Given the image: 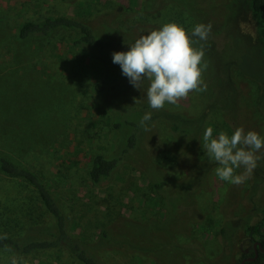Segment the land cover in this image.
<instances>
[{"label": "rangeland", "instance_id": "1", "mask_svg": "<svg viewBox=\"0 0 264 264\" xmlns=\"http://www.w3.org/2000/svg\"><path fill=\"white\" fill-rule=\"evenodd\" d=\"M80 1L0 0V153L42 176L65 211L69 231L105 264H239L253 246L245 223L263 217L264 162H257L244 184L233 185L217 177L218 165L201 145L207 127L213 128V137L220 132L231 136L238 127L264 137V57L243 27L237 3L170 0L171 10L143 17L144 0H83L93 6L92 12L79 17L75 11ZM153 1L152 5L147 0V8L159 7L162 0ZM135 10L139 18L128 17ZM56 14L75 15L89 23L100 37L112 39L114 48L93 52L89 46H75L71 41L76 33L66 29L29 40L17 35L22 22ZM166 23L178 24L188 33L197 24L210 23L222 33L211 27L208 38L213 46L208 40L193 44L204 48L207 89L190 92L178 105L166 103L157 111L146 99L148 82L141 90L134 88L120 65L113 63L112 54L129 50L140 36ZM118 29L120 37L112 32ZM97 82L106 89L97 90ZM148 112L151 119L145 128L140 120ZM205 113L200 134L193 138L192 133L185 141L184 158L172 146L181 138L170 129V114L176 117L172 121L187 117L199 122ZM188 129H196L195 122ZM132 133L138 145L123 153ZM98 153L122 159L110 177L94 182L90 167ZM257 154L264 157V149ZM161 180L170 185L169 191L196 202L187 211L190 220L178 216L175 222L168 213L161 222L174 227L172 231L183 227L177 236L184 247L179 256L170 252L153 256L127 244L130 236L118 235L130 220L138 222L129 227L137 234L154 231L151 219L166 208L164 193L155 183ZM29 195L23 181L0 173V235L19 237L33 225L51 223L37 194ZM225 222L231 223L230 239L221 233ZM169 249L167 242L163 251ZM13 261L80 264L64 249L32 255L0 249V264Z\"/></svg>", "mask_w": 264, "mask_h": 264}, {"label": "trees", "instance_id": "2", "mask_svg": "<svg viewBox=\"0 0 264 264\" xmlns=\"http://www.w3.org/2000/svg\"><path fill=\"white\" fill-rule=\"evenodd\" d=\"M146 3L147 0L142 2L143 9L141 10L146 12L143 17L150 14L157 15L160 14V12L169 11L171 10L170 6H172L170 0H162L161 2H158L159 7L155 8H150L149 6L147 8ZM154 3L155 2L151 0V4L153 5ZM230 3H237L234 6H238V9L240 10L239 14L243 15V27L247 30L246 32L250 33L251 37L254 38L253 41L256 44L255 48L257 49V52L264 57V0H231ZM92 7L93 6L90 5V3L82 0L77 4L75 11L76 15L81 17L91 13ZM136 12L137 11L135 10V12L130 13L128 17L133 16V19H138L139 15ZM77 16L56 14L47 15L39 20H26L18 26L17 35L22 40H29L31 38L49 36L58 29H66L76 33L71 41L75 46H89L92 48V51L97 50V52L114 48V42L112 39L100 37L89 23L81 20ZM144 26L145 24L140 28L145 30ZM216 27L217 25H213L212 30L215 29L214 32L222 33V29H216ZM131 28L132 26H129V30ZM119 30L120 29L112 32L120 37L119 34L121 31ZM191 32L188 34L191 35ZM192 39L195 40L196 37H192ZM207 40L209 41L208 43H210V47L214 45L210 38ZM95 88L101 91L105 90L106 86L102 82H97ZM206 115L207 113L203 114L200 117L201 119L199 122L198 120L193 121L187 117H180L177 122L172 121L175 115L170 114V129L181 138L180 140L174 141L175 143L172 146L177 152L182 151L184 158H186L187 155L182 148L185 146L186 139L189 138L192 133H194L193 138L200 134L204 125L202 122L205 120ZM193 122H195L197 130L188 129V125H190V123L193 124ZM130 125L132 126L133 124L131 123ZM137 145L138 137L135 133H132L128 136L125 147L123 148V153L129 152L130 149L135 148ZM121 159L122 157L120 155L108 157L102 153L96 154L92 158L90 167V176L92 180L94 182H101L110 177L120 164ZM262 161L264 162V158H262ZM0 173L23 181L27 187L30 188L31 195H29V198H33L35 192L52 218L51 223H39L33 225L29 228L27 234L23 236L14 237L10 235H0V249L16 255H32L37 252L50 250L60 251L64 249L74 256L80 264H105L90 252L89 248L81 239L77 238L69 231L67 216L62 205L59 203L50 185L44 181L42 176L36 170L22 162L14 160L6 154L0 153ZM192 175L196 176L197 174L192 173ZM155 183L164 193L166 208L162 211L161 216L151 219L153 221L149 224H152L154 231H151L149 234H137L132 230H129V227L135 222L134 220H130L129 223H126L124 233L122 230V232H118V235L124 234V236H130L131 239H126L127 244L131 245L134 249L153 256H165L169 252L170 255L178 254L179 256L184 252V247L180 244L177 236L183 230V227L172 231L174 230V227L169 224L163 225L161 222L169 216L168 213H170V216L172 215L175 222L177 221L178 216H182V219L184 218L185 222L190 220L186 215L188 213L187 211L196 203L194 200L195 198H188V196L183 195L182 192L174 193L171 189L169 191L167 187L170 185L165 181L161 180L156 181ZM192 202L195 203L193 204ZM135 223L138 224V222ZM169 228L170 236L168 235ZM229 228H231V223L225 222L221 229V233L226 239H230L231 237L232 231H230ZM244 230L251 242L258 239L264 247V208L263 217L254 224L249 222L245 223ZM167 242L170 244V249L163 251ZM254 256L255 250L254 247H252L250 252H245L243 254L242 260ZM242 260L239 264H243ZM167 262H163V264H166ZM263 262L264 251L259 247V256L255 260L247 259L244 264H263Z\"/></svg>", "mask_w": 264, "mask_h": 264}, {"label": "clouds", "instance_id": "3", "mask_svg": "<svg viewBox=\"0 0 264 264\" xmlns=\"http://www.w3.org/2000/svg\"><path fill=\"white\" fill-rule=\"evenodd\" d=\"M211 27L210 23L197 24L189 35L182 26L166 23L140 36L129 50L114 52L113 63L120 65L122 74L134 88L141 90L144 82H148L146 99L151 109L161 110L166 103L178 105L190 92L207 89L203 80V72L208 67L204 48L193 44L207 41ZM192 37L198 39L194 41ZM150 119L151 112L145 113L140 125L146 128ZM202 139V148L218 165L217 177L233 185H242L250 179L257 162L264 158L257 154L264 149V137L254 130L246 132L238 127L231 136L220 132L213 137V128L207 127ZM237 169L243 171L237 174Z\"/></svg>", "mask_w": 264, "mask_h": 264}, {"label": "flooded vegetation", "instance_id": "4", "mask_svg": "<svg viewBox=\"0 0 264 264\" xmlns=\"http://www.w3.org/2000/svg\"><path fill=\"white\" fill-rule=\"evenodd\" d=\"M253 246L252 247H254V250H255V254H256V250H257V252H258V256H259V247H260V249L262 250V251H264V247L262 246V243L257 239L256 241L254 240L253 242ZM255 244H257V246L255 247ZM257 248V249H256ZM245 260V261H244ZM246 260H247V258H244L243 260H242V263L244 264L245 262H246ZM244 261V262H243Z\"/></svg>", "mask_w": 264, "mask_h": 264}, {"label": "water", "instance_id": "5", "mask_svg": "<svg viewBox=\"0 0 264 264\" xmlns=\"http://www.w3.org/2000/svg\"><path fill=\"white\" fill-rule=\"evenodd\" d=\"M257 246V244H255V247ZM257 249V248H256ZM258 257V252H257V250H256V254H255V256L254 257H248L247 259L248 260H255L256 258ZM245 261V260H244ZM243 261V262H244Z\"/></svg>", "mask_w": 264, "mask_h": 264}]
</instances>
